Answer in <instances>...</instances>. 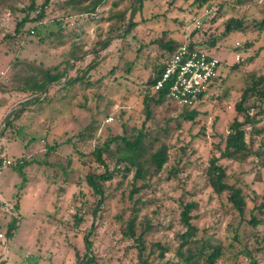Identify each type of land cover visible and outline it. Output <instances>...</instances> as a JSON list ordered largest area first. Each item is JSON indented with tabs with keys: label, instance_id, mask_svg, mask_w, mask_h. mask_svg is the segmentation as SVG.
Segmentation results:
<instances>
[{
	"label": "rangeland",
	"instance_id": "obj_1",
	"mask_svg": "<svg viewBox=\"0 0 264 264\" xmlns=\"http://www.w3.org/2000/svg\"><path fill=\"white\" fill-rule=\"evenodd\" d=\"M90 1L52 0L44 18L27 22L20 34H14L16 23L36 16L30 0H3L0 8V264H23L33 256L36 264H76L74 253H85L82 238L98 199L85 177L103 171L93 148L113 136L134 140L139 131L145 134L140 147L145 153L136 163L141 175L155 171L150 161L155 152L165 150L168 160L149 180L146 176L134 185L133 169L117 172L102 184L105 201L91 236L96 264H142L135 243L123 236L132 213L128 196L133 187L139 189L132 195L139 200L136 233L149 225L144 240L167 250L154 264H184L175 249L177 235L185 230L179 222L180 203L186 202L197 204L191 222L199 235L223 249L216 264H264V228L249 224L251 214L259 217L256 207L263 201L264 134L255 135L246 127L247 141L259 156L250 155L242 163L219 161L228 184L245 195L244 220L227 204L228 191L216 195L206 179L208 160L223 150L230 123L243 119L234 105L245 77L264 74V30L255 26L263 8L257 0H211V7L196 9L191 1H182L180 11H169L171 0H146L141 8L132 0H104L94 13L85 12ZM41 2L35 0V7ZM217 5L222 6L221 19L215 20ZM228 18L241 19L244 27L223 36ZM131 20L139 23L122 37ZM165 31L184 44L194 39L200 50L221 62L218 79L192 108L197 112L193 121H184L181 114L186 110L168 98L145 121L140 102L146 82L166 53L153 41L164 39ZM23 60L61 76L60 83L50 85L43 96L8 91L26 72L18 63ZM94 62L96 67L88 71ZM75 77L83 81L66 83ZM38 97L36 104L28 103ZM23 106L27 108L20 118L6 126L8 113ZM259 118L256 128L264 126V118ZM117 147L112 145L113 153L103 156L109 170L123 169L118 161L128 158L127 147ZM20 162L28 163L22 169L23 185L15 166ZM74 214L81 218L77 227ZM12 218L17 228L7 239Z\"/></svg>",
	"mask_w": 264,
	"mask_h": 264
},
{
	"label": "trees",
	"instance_id": "obj_2",
	"mask_svg": "<svg viewBox=\"0 0 264 264\" xmlns=\"http://www.w3.org/2000/svg\"><path fill=\"white\" fill-rule=\"evenodd\" d=\"M52 0H42L39 8L35 7V0H30L29 9L35 11V18H29V16L24 17L22 20L16 23L14 28V34H20L21 29L25 26L27 22L30 21H39L45 16V9L50 5ZM72 3V0H70ZM146 0H132V5L139 6L141 8L143 2ZM182 1H191V7L200 9L204 6L211 7V0H171L169 11L172 10H181ZM241 0H237L240 2ZM104 0H91L87 7L84 9L85 12L94 13V11L102 6ZM3 6V0H0V8ZM214 15L215 20L221 19V5L216 6ZM262 8V7H261ZM263 17L261 20L255 24L256 29L259 31L264 30V8ZM134 14H132L133 16ZM136 21L131 20L129 22L127 30H125L124 34L121 36H126L129 32L132 31L134 26L137 25ZM224 32L223 36H227L235 31H240L244 25L241 19L238 18H228L223 23ZM37 28H35L36 30ZM197 32H193L192 35H195ZM164 39L155 40V42L165 53V60L155 71L152 78H148L146 82V90L141 99V106L143 108V112L145 114V121L149 120L152 116V111L156 105L161 104L164 100H166L168 94V86H164L160 90H154V84L160 78L162 72L164 71L166 61L169 57L176 51V49L181 46L183 41L177 40L171 32L165 31L163 33ZM211 46H214L215 40H211ZM109 40L103 43L102 47L107 46ZM187 46L190 50L200 49L197 46V42L194 39H190L187 43ZM207 52V51H205ZM208 53V52H207ZM209 54V53H208ZM21 64L26 71L24 75L19 79L18 84H15L11 88L7 89L8 91H14L22 94L29 95H47L49 86L52 84L60 83V77L57 74H53L49 69H44L40 66H36L34 64H30L28 61L23 60L18 62ZM96 67V63H91L88 65L87 70L91 71ZM233 69H236L234 66ZM62 78V77H61ZM83 77H75L74 79L66 80L68 84L81 83ZM218 79L216 77L213 83ZM85 82V81H84ZM87 85L91 83L89 81L85 82ZM245 86L241 90V95L239 100L235 103L234 109L241 115L243 119L240 121L237 118H234L228 127V133L225 136L224 140V148L220 152V155L211 156L208 160V166L206 168V179L209 187L216 195H220L224 190L228 191V195L226 196V202L229 204L238 214L241 220H244V210L246 205L245 195L242 192L240 187L235 185H229L227 182V175L225 168L219 163L220 159H228L235 160L238 162H244L246 158L250 155L259 156V151H253L250 143L246 138V127L250 126L251 131L255 135L264 134V126L261 128H256V123L259 122L258 118H264V74L256 75L254 73L247 74L244 79ZM4 91V90H2ZM205 94L199 97V101L202 100ZM37 97V96H36ZM39 97L34 98L32 102L36 104L39 102ZM252 100V101H251ZM252 103H251V102ZM258 104L256 105V102ZM251 103V104H250ZM27 107L23 106L19 109L12 110L5 119L6 126H11L12 121L18 120L20 116L25 112ZM186 111L181 114V118L184 121H193L197 115V112L193 110V107H183ZM257 108L254 114H251V109ZM191 110V111H187ZM260 115V116H258ZM259 118V119H260ZM87 132L91 130V127L87 126L85 128ZM145 134L142 131H139L134 140H129L125 136H113L109 139L105 140L101 146H96L93 148L92 156L95 161L103 168V171L96 170L94 174H89L85 177V181L87 186L92 190V192L98 196L96 201V205L91 213L92 221L89 229L83 235V244L85 253L83 256H80L78 251H75L74 257L76 259V264H96L95 257L92 254V241L91 236L93 235L96 228V220L99 217V209L105 201V197L102 190V184L111 181L115 173L123 172L128 174L133 169L135 170L134 175L132 177L133 183L137 180L146 181V176H148V180L155 176L159 171L162 170L163 165L168 160V155L165 150H160L155 152L150 156V161L155 167V171L153 173H148L144 176L140 173V168L137 166L138 160L143 157L145 151L140 148L142 141L145 139ZM91 139V138H88ZM121 141V146L118 141ZM118 146L117 149H122V146H126L129 150V155L127 159H119V164H123V169L119 170L113 169L109 170L107 165L103 159L105 154L111 155L113 153L111 151V146ZM53 149V148H51ZM144 151V152H143ZM78 156L83 158V155L77 151ZM125 163V164H124ZM1 164V163H0ZM27 162H20L15 164L16 168L19 170V176L21 177L22 185L26 182V176L22 171L24 166H27ZM178 170L174 169L173 174L177 173ZM62 184L65 182L62 180ZM72 184V183H71ZM145 186V184L143 185ZM139 189L133 187L128 198L132 201V213L126 221L125 229L123 231V236L134 242L137 250V257L142 264H154L156 260H160L164 257L167 252L164 245L159 242L149 243L144 240L146 233L151 229L148 225L144 230H142L139 234L136 233V220L137 213L139 212V208L136 205L139 204V200H133L132 195L135 192H138ZM263 201L260 203L256 210L258 212V216L251 214L249 219V224L252 227H257L259 225L264 228V195ZM197 208V204L195 202H186L180 203V213H179V222L181 226L185 229L183 233L178 234V245L175 249V257L178 258L184 264H216V262L223 256L224 252L220 246H212L208 239L199 235L197 228L192 224V216L191 211ZM75 217V227L81 222V218L74 214ZM17 228V220L12 218L7 225L6 229V237L7 239H11L15 233ZM23 264H36V260L33 257H27L24 260ZM251 264H256L255 261H252Z\"/></svg>",
	"mask_w": 264,
	"mask_h": 264
},
{
	"label": "built area",
	"instance_id": "obj_3",
	"mask_svg": "<svg viewBox=\"0 0 264 264\" xmlns=\"http://www.w3.org/2000/svg\"><path fill=\"white\" fill-rule=\"evenodd\" d=\"M257 4L264 8V0H257ZM220 67L218 58L200 49L190 50L187 44H182L166 61L154 90L168 86L169 100L182 107H193L218 76Z\"/></svg>",
	"mask_w": 264,
	"mask_h": 264
}]
</instances>
